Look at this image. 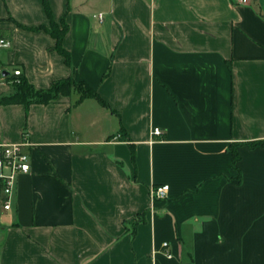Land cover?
Wrapping results in <instances>:
<instances>
[{
    "label": "crops",
    "instance_id": "obj_1",
    "mask_svg": "<svg viewBox=\"0 0 264 264\" xmlns=\"http://www.w3.org/2000/svg\"><path fill=\"white\" fill-rule=\"evenodd\" d=\"M48 2L71 64L42 0H0V100L21 70L108 106L0 103V143L31 163L0 211V264H264V0Z\"/></svg>",
    "mask_w": 264,
    "mask_h": 264
},
{
    "label": "trees",
    "instance_id": "obj_2",
    "mask_svg": "<svg viewBox=\"0 0 264 264\" xmlns=\"http://www.w3.org/2000/svg\"><path fill=\"white\" fill-rule=\"evenodd\" d=\"M46 14L50 20V26L42 27L48 34L55 40L56 45L53 48L57 53L64 57L67 64H71L70 52L64 48L63 40L69 32V25L63 19L60 23L56 22L52 15V10L48 0H42ZM15 92L9 96H5L0 100L4 105H24L26 108L32 104L49 105L58 102L61 97H71L73 93H77L79 98L76 104L81 103L85 99L94 98L98 100L103 106L108 104L99 96L98 92L89 86L86 82H76L72 78L56 80L48 89H36L23 74L16 76L14 79ZM262 143L258 142L253 146H261ZM132 151V158L135 160V149L130 145ZM238 155L234 152V164L238 160Z\"/></svg>",
    "mask_w": 264,
    "mask_h": 264
},
{
    "label": "built area",
    "instance_id": "obj_3",
    "mask_svg": "<svg viewBox=\"0 0 264 264\" xmlns=\"http://www.w3.org/2000/svg\"><path fill=\"white\" fill-rule=\"evenodd\" d=\"M237 3L247 4L249 0H233ZM9 40L0 39V47H9ZM21 70L14 71V75H21ZM154 134H161L159 128L154 129ZM25 143L5 144L0 143V211L1 209H11V199L14 194L18 177L31 172L30 155L25 150ZM170 186L168 184L159 185L153 188L152 198L155 201H164L168 198ZM169 244H163L167 248ZM168 254V253H167ZM169 257L170 254H168Z\"/></svg>",
    "mask_w": 264,
    "mask_h": 264
},
{
    "label": "water",
    "instance_id": "obj_4",
    "mask_svg": "<svg viewBox=\"0 0 264 264\" xmlns=\"http://www.w3.org/2000/svg\"><path fill=\"white\" fill-rule=\"evenodd\" d=\"M8 75H9V74L6 73V72L3 73V76H4V77H7Z\"/></svg>",
    "mask_w": 264,
    "mask_h": 264
},
{
    "label": "rangeland",
    "instance_id": "obj_5",
    "mask_svg": "<svg viewBox=\"0 0 264 264\" xmlns=\"http://www.w3.org/2000/svg\"><path fill=\"white\" fill-rule=\"evenodd\" d=\"M75 95H77V93Z\"/></svg>",
    "mask_w": 264,
    "mask_h": 264
}]
</instances>
